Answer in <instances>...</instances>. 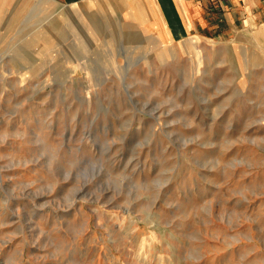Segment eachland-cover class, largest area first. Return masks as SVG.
<instances>
[{
	"label": "rangeland",
	"instance_id": "obj_1",
	"mask_svg": "<svg viewBox=\"0 0 264 264\" xmlns=\"http://www.w3.org/2000/svg\"><path fill=\"white\" fill-rule=\"evenodd\" d=\"M124 2L0 0V264H264V48Z\"/></svg>",
	"mask_w": 264,
	"mask_h": 264
},
{
	"label": "crops",
	"instance_id": "obj_2",
	"mask_svg": "<svg viewBox=\"0 0 264 264\" xmlns=\"http://www.w3.org/2000/svg\"><path fill=\"white\" fill-rule=\"evenodd\" d=\"M124 1L125 14L132 9L148 30L168 42L196 35L205 40L242 38L245 45L264 48V0Z\"/></svg>",
	"mask_w": 264,
	"mask_h": 264
},
{
	"label": "bare ground",
	"instance_id": "obj_3",
	"mask_svg": "<svg viewBox=\"0 0 264 264\" xmlns=\"http://www.w3.org/2000/svg\"><path fill=\"white\" fill-rule=\"evenodd\" d=\"M106 5H107V4H106ZM106 5H105V6H106ZM107 8H108V7H107ZM107 8H106V9H107ZM104 10H105V9H104ZM109 12H110V11H109V8H108V13H109ZM110 14H112V13L110 12ZM125 16H127V18H128V17H130V18H134L135 14L133 13V10H132V9H129V10H127V13H126ZM136 17H137V16H136ZM139 22H142V23H143V21H140V20H139ZM140 24H141V23H140ZM154 39L157 40V38H154ZM154 39H153V42L156 43V41H155Z\"/></svg>",
	"mask_w": 264,
	"mask_h": 264
}]
</instances>
